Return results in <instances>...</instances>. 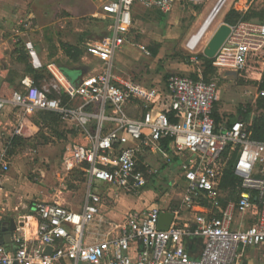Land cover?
<instances>
[{
  "label": "built area",
  "instance_id": "obj_1",
  "mask_svg": "<svg viewBox=\"0 0 264 264\" xmlns=\"http://www.w3.org/2000/svg\"><path fill=\"white\" fill-rule=\"evenodd\" d=\"M175 2L105 1L101 12L111 21L109 34L86 44V53L100 63L95 70L75 83L57 63L50 62L48 83L39 84L26 75L10 97L0 96V129L9 105L27 112H54L61 121L75 125L85 142L74 139L69 143L62 167L68 173L79 170L88 183L81 211L55 200H38L35 241L17 235L15 249L0 242V264H58L65 259L71 264H241L247 248L264 249V140L253 137L247 121L218 122L214 117L220 98L219 75L242 76L250 55L264 54V23L240 20L231 25L214 58L217 74L211 79L172 74L167 81L171 102L167 110L159 108L166 98L163 88L116 82L113 60L132 28L135 5L167 14ZM21 24L26 31L33 30L34 13H28ZM3 49L0 44V53ZM193 61L198 63V57ZM260 82L256 97L264 98V73ZM136 102L142 108L140 117L129 112L130 104ZM144 155L178 164L172 189L181 192V206L172 212L169 228L159 229L163 210L156 205L128 213L116 232L88 242L87 227L103 203L96 183L139 193L159 171L141 160ZM231 161L239 178L232 197L223 188ZM10 168L8 148L0 146V186ZM181 212L192 215L180 218ZM194 238L203 239L195 257L186 248ZM49 246L51 254L46 253Z\"/></svg>",
  "mask_w": 264,
  "mask_h": 264
},
{
  "label": "rangeland",
  "instance_id": "obj_2",
  "mask_svg": "<svg viewBox=\"0 0 264 264\" xmlns=\"http://www.w3.org/2000/svg\"><path fill=\"white\" fill-rule=\"evenodd\" d=\"M60 1L7 0V3L10 9L19 11L23 16L33 12L37 20L42 18L46 20L50 17L56 19L65 14H71L74 16V20L68 23L66 29H85L93 37H98V35L105 32V29H109L107 25L109 19L95 13L98 9L95 3L100 5L101 2L107 0H68L69 5L66 6L71 12L64 9V6L60 5ZM219 1L183 0L180 3L181 8L178 13H175L176 17L173 21H169L167 17L169 15L163 18L156 9H145L140 4H136L133 10V25L128 37V42L134 48L133 52H131L132 55L129 56V61L133 60L135 66L125 68V71L129 72L128 75H125L126 78H131L141 83L145 81L144 84L148 85L157 82L165 85L172 74L192 76L197 73L198 76H203L201 70L199 71L201 65L200 55L203 54L205 47L218 27L226 22L225 17L235 7L237 0H226L216 20L199 45L195 48H190L189 44L192 36L197 32L213 8L218 5ZM53 6L55 8L52 11L51 8ZM253 7H264V0H253ZM139 45L145 46L150 54L140 58L137 57L135 49ZM196 57H198V63L193 61ZM117 61L116 59L115 66L118 63ZM56 62L65 67L73 65L65 57L58 58ZM66 73L69 78H75L74 71L69 69L66 70ZM263 73L264 64L259 63V61L256 63L251 61L242 76L234 77L231 75L224 78L223 73L219 75L220 98L216 103L215 113L220 120L231 121L238 116L240 117V111L249 113L250 119L259 114L261 108H257V106L261 97L257 98L256 95L260 88ZM50 79L51 76L44 71L43 77L38 82L39 84L48 83ZM16 83L13 87L14 89L19 88L18 82ZM10 93L11 90H8L2 94L9 96ZM16 110L19 111L18 109ZM7 112L8 110L5 114ZM12 128L10 127L9 129ZM69 129L67 125L60 123L56 130L43 129L34 139L31 138V140L17 144L14 152L11 153V167L24 172L26 176L36 182H39L43 173H47L48 166L51 167L54 181L53 187L61 189V195H67L72 202H75L83 199L85 195L86 179L79 170L68 173L62 167L63 154L72 141V137L68 132ZM8 135L9 133H6L2 136L3 143L6 142ZM57 173H61L62 177H59ZM177 176L176 166L171 167L168 172L165 167L161 168L156 175V179L150 182L149 187L155 190L153 198L144 195L142 201L145 204L163 203L165 199L171 196L168 193L172 191L171 183L174 182ZM178 191L176 190L173 191L175 193H172L176 195ZM107 192L106 190L102 192L103 202L105 203L103 214H106V210L108 212L114 210L115 213L113 212V215L120 214V219H124L126 212L133 206V202L138 200L137 197L130 195H123L118 198L117 192H114L113 196H108ZM224 193L229 196L234 195L236 189L226 187ZM112 220L114 221L115 219L112 218ZM241 264H264V249L247 250L241 260Z\"/></svg>",
  "mask_w": 264,
  "mask_h": 264
},
{
  "label": "crops",
  "instance_id": "obj_3",
  "mask_svg": "<svg viewBox=\"0 0 264 264\" xmlns=\"http://www.w3.org/2000/svg\"><path fill=\"white\" fill-rule=\"evenodd\" d=\"M183 0H176L173 9L171 12L165 14L159 10H157L162 17L164 18L166 15L169 21H173L175 19L176 14L178 13L179 9L181 8L180 3ZM60 5L64 6V9L69 10L68 0H61ZM67 3V4H66ZM104 2H101L100 5L95 3L97 6L96 14H100L103 18V13L101 12V5ZM142 6V5H141ZM144 7V6H143ZM55 8L54 6L51 8L53 11ZM250 8L261 9L263 7H253V0H237L235 3V7L232 9L239 10L241 12L247 11ZM145 9H151L146 8ZM99 10V11H98ZM69 12H71L69 10ZM30 13V12H29ZM33 13V12H31ZM176 13V14H175ZM28 14V13H27ZM26 14V15H27ZM26 15H22L19 11H14L10 9V6L7 3V0H0V44L4 47L3 52L0 53V96L3 97H10L12 92L16 89L13 87L16 82H18L19 88L21 86V80L24 76L29 75L26 71V64L20 62L18 60V53L16 49L22 48L26 51L29 59V63L37 70H46L49 74L46 66L50 62H56L58 58L65 57L70 63L73 65L70 67H65L59 65L64 73L69 77L66 73V70H72L75 72V78H69L75 83H78L77 77L79 75L78 69L86 68L87 73L95 70L99 66V61L92 56L86 53V44L88 41L101 38L109 34V29H105L104 33L98 35V37L91 36V33L88 30L74 28V29H66L68 23L74 20V16L71 14H65L62 17H58L54 19V17H50L46 20L36 19L35 16V26L33 30L26 31L21 24V20L26 17ZM35 15V14H34ZM143 16V15H142ZM141 16V17H142ZM140 17V18H141ZM109 19V18H108ZM134 20V15H133ZM108 25V24H107ZM109 26V25H108ZM107 26V27H108ZM17 29H21V31H16ZM131 31V30H130ZM130 32L126 37V42L121 50H119L113 60L114 64V74L117 78V83L128 82V81H136L131 78H126L125 75H128L129 72L125 71V68H132L135 66V62L129 61V56L132 55L134 48H132V44L128 42V37ZM72 37V38H71ZM127 43H129L128 46ZM76 46L79 49H83V52L80 56V60L74 61L72 58L67 55L66 48L69 46ZM136 56H148L150 53L148 49L143 46L139 45L138 48L135 49ZM118 60L117 65L115 66V61ZM259 63L264 64V54L260 56L258 59ZM14 64V65H13ZM128 70V69H127ZM120 71V72H119ZM124 74L122 75L121 74ZM50 75V74H49ZM171 76V75H170ZM168 81V80H167ZM138 82V81H136ZM145 81L138 82L145 87H161L165 91L166 98L159 106V108L163 110H167L170 108V94L167 90V82L163 85L161 82L152 83L150 85L144 84ZM264 84H262V87ZM264 88V87H263ZM18 89V88H17ZM11 90L9 96H5L2 93H6L7 91ZM18 109L19 111H15ZM8 112L5 114V112ZM11 110V111H9ZM15 111V112H14ZM3 115V127L0 129V146H5L8 148L10 158L11 153L14 152V148L17 144H21L28 140H31L37 136L43 129H50L48 127L43 126L42 124H38L39 112L41 111H33L27 112L20 108H15L11 105L7 106L6 110ZM129 112L133 117H140L142 113V108L138 102L135 104H130ZM220 112V111H219ZM222 114V113H221ZM33 116H35L33 118ZM222 116V115H221ZM240 117H236L235 119L231 120L234 121L239 119ZM223 120V119H222ZM61 124L67 125L69 129V134L72 137V140L76 139L82 142H85V139L80 137L77 127L72 125L71 123L61 121ZM13 127L12 129H9ZM23 128L22 132L18 134L16 132L17 129ZM8 134L7 140L3 143L2 136L4 134ZM142 161L148 160L153 164L154 168L159 169L158 173L160 172L161 168L165 167L167 172L170 170L171 167H177L178 173V164L177 163H166L164 159L160 156H157L156 159H153L151 155H144L141 157ZM12 164V158H11ZM52 168L48 166L47 173L42 174V178L39 179V182L31 180L28 176L24 174V172L19 171L14 168H10L9 172L3 177L2 183L0 186V219H4L5 221L9 222L10 217H14L17 222V229L13 233V236L9 238V241H4L3 243L9 249H15L17 244L15 242V236L22 235L29 241H35L36 233L38 229L39 219L37 213L35 211L36 203L38 200H46V201H58L70 209L75 211H81L84 205V201L87 195L88 183L86 179V190L83 199L79 201L72 202L67 195L63 196L62 190L53 187L54 181L52 179ZM75 172V171H74ZM62 173V172H61ZM61 173H57L59 177H62ZM73 173V172H72ZM154 174L150 182L153 179H156V175ZM63 174V173H62ZM149 184L139 193H127L124 191H120L118 189L109 188L106 185H99L97 184V190L101 193L104 190L108 191V196H113L114 192H117L118 198L119 196H134L137 197V201L133 202V206L126 212L125 216L132 212V211H143L150 207L158 205L162 208L163 211H170L174 212L180 209L181 206V192H176L174 195V190L170 193L171 195L169 198L165 199L163 203H153V204H145L142 199L144 195L153 198L155 190L154 188L149 187ZM173 182V181H172ZM172 184V183H171ZM173 192V193H172ZM149 194V195H148ZM105 207V203L101 204V211L96 219L87 227L86 236L87 241L92 243L99 240L104 239L106 236L112 234L113 232L117 231L119 225L124 222V219H120V214L113 215V211L108 212L106 210V214H103V208ZM115 213V212H114ZM191 213L181 212L180 218L188 219L191 216ZM124 216V218H125ZM115 219L114 221L112 220ZM120 219V220H119ZM123 219V220H122ZM119 220V221H117ZM249 249H258V248H247L244 252L245 253ZM199 255V251L195 254V256ZM242 257V258H243ZM58 264H71L70 260L65 259L62 260Z\"/></svg>",
  "mask_w": 264,
  "mask_h": 264
},
{
  "label": "trees",
  "instance_id": "obj_4",
  "mask_svg": "<svg viewBox=\"0 0 264 264\" xmlns=\"http://www.w3.org/2000/svg\"><path fill=\"white\" fill-rule=\"evenodd\" d=\"M240 20H254L257 22L264 23V7L261 9L250 8L244 12H241L236 9H231L225 17V21L230 25H234ZM110 23L111 21L109 20L107 24L110 25ZM16 52L19 54L18 60L26 64V71L29 73V75L33 76L35 80L39 81V79L43 77L44 71L46 70L35 69L29 63L28 55L24 49L22 48L16 49ZM82 52L83 49H79L76 46L69 45L66 48L67 55H69L74 61L80 60V56ZM260 56L262 55L260 54L250 55L248 66L251 61H254L256 63L260 58ZM200 58H201L200 70L203 76L205 77V79L209 80L217 74L216 68L213 66L214 59L208 58L204 56V54H201ZM192 77L198 78L199 76L196 73L193 74ZM258 108L264 109V98L259 99ZM240 113H241L240 119L247 121L249 123V127L253 132V137L257 140H264V113H260L259 115H257L256 117H252L251 119L249 117L250 116L249 113L242 111H240ZM214 117L218 122L220 121L218 115L215 112H214ZM39 118L40 120L37 121L38 124H42L43 126L48 127L50 129L56 130L58 124L61 123V119L59 115L50 111L39 112ZM238 184H239V178L234 173L233 162L231 161L226 169L223 188L230 187L231 189H236ZM230 196L232 197L233 195ZM202 243H203V239L200 238L189 239L186 243V248L191 253V255L195 257V254L200 250Z\"/></svg>",
  "mask_w": 264,
  "mask_h": 264
},
{
  "label": "water",
  "instance_id": "obj_5",
  "mask_svg": "<svg viewBox=\"0 0 264 264\" xmlns=\"http://www.w3.org/2000/svg\"><path fill=\"white\" fill-rule=\"evenodd\" d=\"M217 7L218 5L215 7L214 10H216ZM230 32H231L230 24L226 22L221 24L218 27V29L215 31L211 39L209 40L207 46L205 47L203 51L204 56L214 59L218 51L220 50V48L223 46V44L227 40ZM78 72H79V75L77 77V80L81 82L82 77L87 72V69L81 68V69H78ZM173 219H174V214L172 212L162 211L160 214L159 222H158L159 229L161 230L168 229ZM17 226L18 225L14 217H10L9 222L5 221L4 219H0V240L2 242L9 241V238L13 236V233L17 229ZM51 252H52V247L51 246L47 247L46 253L51 254Z\"/></svg>",
  "mask_w": 264,
  "mask_h": 264
},
{
  "label": "bare ground",
  "instance_id": "obj_6",
  "mask_svg": "<svg viewBox=\"0 0 264 264\" xmlns=\"http://www.w3.org/2000/svg\"><path fill=\"white\" fill-rule=\"evenodd\" d=\"M221 1V0H220ZM219 1L218 7L216 10L213 8L212 12L208 14V16L204 19L200 27L198 28L197 32L192 36L189 47L195 48L200 42L203 40L205 35L208 33L209 29L211 28L213 22L216 20L218 14L220 13L222 7L224 6L226 0Z\"/></svg>",
  "mask_w": 264,
  "mask_h": 264
}]
</instances>
